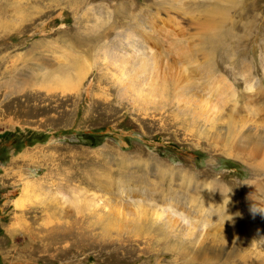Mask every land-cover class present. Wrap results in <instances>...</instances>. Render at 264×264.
<instances>
[{
    "label": "rangeland",
    "instance_id": "rangeland-1",
    "mask_svg": "<svg viewBox=\"0 0 264 264\" xmlns=\"http://www.w3.org/2000/svg\"><path fill=\"white\" fill-rule=\"evenodd\" d=\"M263 136L264 0H0V264H264Z\"/></svg>",
    "mask_w": 264,
    "mask_h": 264
},
{
    "label": "bare ground",
    "instance_id": "bare-ground-1",
    "mask_svg": "<svg viewBox=\"0 0 264 264\" xmlns=\"http://www.w3.org/2000/svg\"><path fill=\"white\" fill-rule=\"evenodd\" d=\"M234 4V3H233ZM122 16V18H123V16H124V13H122V14H120V13H116V15H115V17H119V16ZM114 17V16H113ZM121 22V21H120ZM116 26V24H113L111 27H113V26ZM229 30V29H228ZM131 34V33H130ZM216 34V33H215ZM225 34H227V32L226 33H224V35ZM223 35V36H224ZM222 36V37H223ZM227 36V35H226ZM210 39V38H209ZM126 51V50H125ZM107 53V52H106ZM113 53V52H112ZM115 53V52H114ZM129 53V52H128ZM108 54V53H107ZM179 54V53H178ZM150 55V54H149ZM109 56V55H108ZM133 58V57H132ZM155 58V57H154ZM151 55H150V57H148V58H142L140 61V64H139V67L136 69V71H137V73H138V75H135V74H131L130 72V74L129 73H127L128 74V78L126 79L127 81H124V82H127L126 83V85H127V88H129V86L130 87H133V88H136V86H137V84H141L140 83V81H147V79H148V77L147 76H145V74H147L148 72H150L151 71V69H153V70H156V65H157V60L156 59H154ZM129 60V59H128ZM124 61V60H123ZM125 62V61H124ZM123 62V63H124ZM128 63H129V61H128ZM132 63V62H131ZM130 63V64H131ZM125 64L127 65V63L125 62ZM131 67H132V65H131ZM123 68V67H122ZM128 69V68H127ZM134 70V69H133ZM140 72L141 73H144V75H142V74H140ZM156 77H157V75H155ZM154 76V77H155ZM165 76V75H164ZM163 76V77H164ZM154 77H152V79L150 80V88L153 90V89H156V86H157V84L155 83V79H154ZM161 77V76H160ZM159 77V78H160ZM140 78V81L138 80ZM158 78V77H157ZM166 78V77H165ZM158 80V79H157ZM162 80V79H161ZM123 82V81H122ZM157 82V81H156ZM159 82V81H158ZM148 84V83H147ZM152 86H153V88H152ZM158 89V88H157ZM252 89V88H251ZM157 91V90H156ZM161 91V90H160ZM264 137V136H263ZM17 206H19V207H22V202H21V200H19L18 202H17ZM260 223V222H259ZM252 224V223H251ZM250 224V225H251ZM256 224V223H255ZM258 227H259V225H253V226H251L250 228L248 227V229H249V238L251 239V241L253 242V243H257V241L258 242H260L261 240H264V230L263 231H260V233H259V231L257 230L258 229ZM262 229H264V227H262ZM218 242L217 244H220L221 243V241H223V240H221V241H219V240H216V239H213V243L214 242ZM220 242V243H219ZM229 245H231V243L229 244ZM224 246H221L219 249H217V252H219L220 254H223L224 252H225V250H226V248H223ZM232 248L234 247V245H232L231 246ZM204 251V250H203ZM234 250L233 249H228L227 250V253L228 254H230L231 252H233ZM224 255H225V253H224Z\"/></svg>",
    "mask_w": 264,
    "mask_h": 264
},
{
    "label": "clouds",
    "instance_id": "clouds-1",
    "mask_svg": "<svg viewBox=\"0 0 264 264\" xmlns=\"http://www.w3.org/2000/svg\"><path fill=\"white\" fill-rule=\"evenodd\" d=\"M188 226L191 227V224H189Z\"/></svg>",
    "mask_w": 264,
    "mask_h": 264
}]
</instances>
